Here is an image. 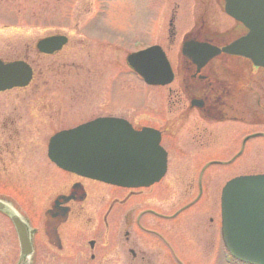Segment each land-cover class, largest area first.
<instances>
[{
  "label": "flooded vegetation",
  "instance_id": "1",
  "mask_svg": "<svg viewBox=\"0 0 264 264\" xmlns=\"http://www.w3.org/2000/svg\"><path fill=\"white\" fill-rule=\"evenodd\" d=\"M190 1L192 24L184 30L180 38L176 64L167 56L165 48L154 44L163 51L173 80L176 78L179 82L178 92L169 88L173 80L169 85L163 86L167 87L170 98L178 103V107L171 111V115H176L173 123L165 125L167 129L163 130L146 124L134 125L124 119L133 130L149 128L158 132V145L165 153L163 176L151 186L128 189L91 181L55 166L47 157V140L44 155L46 167L59 174L47 176L41 188L25 190L27 194L24 193L26 198L23 199L8 190H5L7 194L0 193L8 196L11 202L0 203V240L3 241L2 244L8 242L7 250L0 253L2 264H189L182 258L181 244L204 248L209 238H212V245L217 247L215 253L219 254L221 248L222 255L229 264V255L222 247L220 237L219 193L225 182L237 176L226 179L218 189L215 179L219 173L214 174L207 169L229 167L244 154L249 142L260 140L264 143V122L261 119L264 116V70L254 67L243 58L222 53L203 64H197L181 54L183 43H208L220 48L247 32L241 24L233 20L230 27L219 31L213 10L207 6L211 0ZM213 1L225 15L223 0ZM170 2L175 4V8L168 13L167 24V35L172 40L176 34L174 22L180 8L178 0ZM57 36L64 38V44L58 50L43 53L37 49L39 41ZM69 43L68 36L52 34L37 39L32 45H25L23 57L14 60L0 57L3 63L20 61L30 68L31 78L26 87L0 92V95H4L10 91L31 88L28 109L31 117L25 114V121H36V118L44 116L46 121L58 120L57 123L63 126L77 115L70 113V94H76L73 93L72 86L64 88L71 92L60 96L62 105L66 106L64 110L54 107L56 97H49L59 94L52 80L58 77L63 82L72 80L73 70L81 74L74 75L78 83L76 85L79 87L84 84L85 66L77 70V66L70 60L75 51L62 55L64 60L57 64L58 55L66 48L67 51L72 48ZM142 49L144 48L138 50ZM40 56L49 57L51 60L43 62L38 68L34 65V58ZM125 65L135 79L144 85L126 62ZM100 66L102 67V63ZM116 80L117 73L114 71L110 82L115 84ZM49 84L51 93L45 90ZM82 96L85 94L82 93L80 97ZM81 115L83 114H78ZM249 115L257 118L251 120L247 118ZM10 116L0 115V175H7L13 169L19 170L23 162L20 158H24L25 148L31 144L29 135L24 136L19 132L39 130V125H42L29 123L17 128L16 124L21 116ZM102 117L107 116H96L71 127L60 128L51 136ZM188 119L190 121L187 126L194 127L189 134L188 127L184 126ZM7 121L11 129L6 125ZM224 124L258 127L260 130L253 129L239 134L236 139L238 148L228 161L208 158L211 154L206 153H211V150L207 151L206 145L220 136L215 132L216 127L209 126ZM226 134L231 137V132ZM166 144L171 145L172 149ZM195 148L198 152L192 154ZM15 152L23 155H14ZM171 152L176 154L173 159L178 166L176 171L167 172L172 158ZM14 158L15 160L9 161ZM162 182L165 183V188L160 185ZM183 188L186 191L182 203L173 196V202L167 203L171 194L177 195ZM14 219L21 226L24 246L20 242ZM23 251L27 252L23 254ZM191 256L198 264H214L213 257L208 258L204 251L193 252ZM203 258L207 261H203Z\"/></svg>",
  "mask_w": 264,
  "mask_h": 264
},
{
  "label": "rangeland",
  "instance_id": "2",
  "mask_svg": "<svg viewBox=\"0 0 264 264\" xmlns=\"http://www.w3.org/2000/svg\"><path fill=\"white\" fill-rule=\"evenodd\" d=\"M211 1L207 6L213 10L216 28L222 31L230 27L232 20L217 8L215 1ZM178 2L180 12L174 22L176 34L171 40L167 35L168 13L175 8V4L170 0H0V57L7 60L23 57L25 45H32L37 39L52 34H63L68 36L69 46L72 48L70 50L68 48V51L66 48L58 55L57 64L64 60L61 58L62 55L75 51V55H72L70 60L77 66V70L83 65L86 69L85 81L84 84L79 85L80 88L76 85L78 83L74 75L81 76V74L76 70L72 71L74 74L71 76L72 80L67 79L63 82L59 77L52 80L56 91H59V94L49 95L57 98L55 108L59 107L60 110L66 108L62 105L60 96L71 91H65L64 88L72 86L73 93H76L70 94L69 104L70 113L77 115L63 126L57 123L58 120L46 121L44 116L36 118L37 122L31 119L29 122L25 121V114L31 117L28 111L31 103V88L0 95V115L4 117L20 115L21 120L17 122V128L29 123L42 124L39 125V130L32 129L29 133L19 132L24 136L28 134L31 144L25 148L24 158H20V161H23L19 166L20 171L13 169L7 175H0V193L7 194L5 190H8L23 199L26 198V191L41 188L47 176L57 175L58 172L46 167L44 155L48 138L60 128L71 127L96 116L123 118L134 125L146 124L163 130L167 129L165 125L169 126L173 123L176 115H171V111L178 107V103L170 98L167 87H149L137 81L126 67L125 57L140 48L158 44L167 50V56L172 58L174 65L176 64L180 38L184 30L192 24V2L190 0H178ZM48 60L51 58L44 56L34 58V65L39 68ZM114 71L117 73L115 84L110 82ZM178 85L179 82L175 78L169 88L178 92ZM262 86L264 90V84ZM50 89V84L46 85L45 90L50 91ZM82 93L85 96L80 97ZM262 94L264 95V92ZM82 100L83 103L79 104ZM78 114L83 115L78 116ZM247 118L255 120L257 117L249 115ZM261 119L264 122V116ZM189 121L188 119L184 125L188 127L187 134L194 129L193 126H187ZM6 125L11 129L9 121ZM209 127H216L215 132L220 136L218 139H210L212 142L206 145V149L211 150V153L206 154H211L208 158H220L225 161H228L234 150L238 148L236 139L239 134L253 129L260 130L258 127L239 124ZM229 132L231 137L226 134ZM6 133L8 134L9 131ZM187 140L189 141L188 138ZM167 145L172 149L171 145ZM197 152L195 148L192 154ZM14 155L23 154L15 152ZM175 155L172 153L167 172H174L177 169L178 165L174 164L173 159ZM212 155L216 156L212 157ZM12 160L15 158L9 159ZM207 170L214 174L219 173L215 179L217 186L219 185L218 189L226 179L233 176L264 174V143L260 140L249 142L244 154L235 163L226 168L210 167ZM160 185L165 188V183L162 182ZM185 191L183 188L177 195L170 193L167 203H172L173 197L182 203ZM21 194L24 196L21 197ZM216 197L217 194L215 199ZM0 203H11L10 198L0 195ZM211 242L212 238H209L204 248L182 243V258L189 264H198L197 261L192 260L191 255L193 252L204 251L208 258L213 257L214 264H228L221 248L219 254H216L217 247ZM2 243L3 241L0 240V253L7 250L8 242ZM199 261L202 263V259ZM203 261L207 260L203 258ZM0 264H2L1 260Z\"/></svg>",
  "mask_w": 264,
  "mask_h": 264
},
{
  "label": "water",
  "instance_id": "3",
  "mask_svg": "<svg viewBox=\"0 0 264 264\" xmlns=\"http://www.w3.org/2000/svg\"><path fill=\"white\" fill-rule=\"evenodd\" d=\"M223 2L224 12L243 24L247 32L220 48L208 43H183L181 54L203 64L222 53L264 69V0ZM63 44V37H49L39 41L37 49L51 53ZM125 61L147 85L164 86L173 79L158 46L128 55ZM30 78L25 63L0 61V92L23 88ZM158 144L159 134L152 129L134 131L120 118H98L53 135L47 157L58 168L82 178L122 188L147 187L165 172V153ZM220 210L223 243L230 256L242 264H264V175L226 183ZM13 221L24 246L21 226Z\"/></svg>",
  "mask_w": 264,
  "mask_h": 264
}]
</instances>
